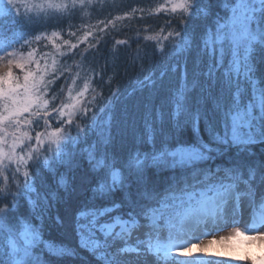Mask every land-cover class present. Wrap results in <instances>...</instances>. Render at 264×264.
<instances>
[{
    "label": "snow or ice",
    "instance_id": "obj_1",
    "mask_svg": "<svg viewBox=\"0 0 264 264\" xmlns=\"http://www.w3.org/2000/svg\"><path fill=\"white\" fill-rule=\"evenodd\" d=\"M23 3L0 0V264H44L45 254L77 257L76 248L45 239L36 223L54 196L42 177L60 175L59 184L66 185L61 167L76 162L74 149L81 137L104 120L120 97L116 88L103 102L87 73L79 87L80 72L73 74L67 59L77 55L80 44L88 46L79 53L82 60L88 50H98L105 30L123 17L100 21L103 27L95 33L85 31L77 43L65 39L61 45L53 39L58 37L55 31L51 37L40 33L24 38ZM77 3L83 8L86 0H71V9L68 0H40L26 12L54 17L74 11ZM155 13L178 18L182 26L176 30L169 21L166 33L146 37L156 41L161 82L169 71L176 78L161 104L146 106L142 115L140 142L150 145V151L82 150L91 167L92 198L73 220L77 246L95 264H151L150 257L154 264H264V256L226 254L206 260L188 247L198 233L210 234L209 224L212 229L239 224L236 217L244 207L251 222L234 228V235L264 242V160L256 162L250 151L251 145L264 144V71H257L255 59L258 51L264 52V0H164ZM193 18L211 23L193 33L188 26ZM25 20L30 22L32 16ZM42 39H49L55 49L50 65L49 53L42 54L41 64L31 47ZM185 57L192 63L191 73L187 63L180 65ZM92 73L99 75L95 69ZM152 76L141 84L155 87ZM60 80L64 83L57 89ZM201 121L208 140L185 138L188 127L199 132ZM149 168H163L171 175L158 185L149 180ZM22 198L30 212H20ZM184 255L192 258L179 259Z\"/></svg>",
    "mask_w": 264,
    "mask_h": 264
},
{
    "label": "trees",
    "instance_id": "obj_2",
    "mask_svg": "<svg viewBox=\"0 0 264 264\" xmlns=\"http://www.w3.org/2000/svg\"><path fill=\"white\" fill-rule=\"evenodd\" d=\"M205 2L214 3V0H205ZM161 3H164V0H92L91 4L86 0L83 8H80L77 3L74 11L70 10L69 13L63 15L56 14L54 17H45L43 14L37 17L34 11L32 13L24 10L20 12V20L25 24L28 33L25 35V39L34 38L40 33L51 37L52 32L55 31L58 33V37L53 39L61 45L65 39L70 40L71 43H77L78 37L82 38L85 31L90 30L95 33L98 28L103 27V24L99 23L100 21L106 22L117 16L123 17L116 21L115 27L109 25L103 33V40L99 44L98 50H88L86 59L82 60L79 55L88 47L86 44H80L79 49L76 50L77 55L67 59V64L71 66L73 74L79 71L82 80L87 78L85 73L94 79L95 83L92 87L96 88V93L103 96V102H107L112 90L116 88L119 89L120 97L113 104L112 111L105 116L104 120L95 129L89 131L86 138L81 137L79 146L74 149L76 162L70 168L68 166L61 167L60 173L65 177L66 185L59 184L60 175L42 177L45 188L50 186L54 196L46 203L43 214L36 219V223L43 229L45 239L76 248L78 253L75 259L49 257L45 254L44 264H95L94 258L87 251L78 248L73 230L76 211L85 203L90 202L92 198L91 167L88 164L87 154L82 150L89 147L95 148L97 152H103L106 147L109 152H127L137 148L142 152L151 150L150 145H142L140 142L143 130L142 115L146 106L152 103H155L156 106L161 104L167 87L176 78V73L169 71L161 82L156 41L146 39V37L156 36L162 31L166 33L169 29L165 26L169 21H171L172 28L176 30H180L182 27L178 18L164 13H155V8ZM69 7L71 9V0ZM212 10L214 12L215 8ZM28 15L32 16L30 22L25 20ZM205 23H211V20L206 22L203 19L193 18L188 21V26L193 33H200ZM70 24L71 28H69ZM69 31L76 32L77 36L70 37ZM0 35H2V29H0ZM16 35H19V31ZM89 40H92V37H89ZM117 41H125V43L117 44ZM31 47L37 49L36 59L40 60L41 64L44 63L42 54L49 53L47 61L49 65L51 64V54L55 52V49L49 39H42L38 44L34 42ZM29 50L28 47L23 49L25 53ZM62 50L67 51L66 48ZM255 59L257 71H264V52L258 51L255 54ZM185 63L191 73L192 63L186 57L180 58V65L183 66ZM171 64L172 67L176 66L175 59L171 61ZM77 65L80 67L77 68ZM141 67L144 69L143 73ZM92 69H95L99 75L93 76ZM149 69L152 71L150 72ZM14 72L19 74L18 69H14ZM152 72H155L154 76H152ZM145 76H152L156 82L155 87L151 83L141 84V81L145 80ZM62 83H64L63 80L58 81L56 88L59 89ZM91 95L92 93H89V98ZM88 122L84 121L83 123L87 124ZM51 123L55 125L54 120ZM73 135H75L74 129ZM197 136L202 137L205 141L209 138L203 121H201L198 133L191 127L185 130V138L195 139ZM250 151L256 162L264 160V144L251 145ZM147 175L150 181L162 185L171 172L163 168H149ZM2 182L3 178L0 177V183ZM25 200L26 198L21 199L19 210L27 213L31 209ZM164 234L166 235V233ZM243 255L259 258L264 256V250L257 251L246 247L242 250ZM149 259L151 264H154V258L150 257ZM228 264H251V260L228 261Z\"/></svg>",
    "mask_w": 264,
    "mask_h": 264
},
{
    "label": "rangeland",
    "instance_id": "obj_3",
    "mask_svg": "<svg viewBox=\"0 0 264 264\" xmlns=\"http://www.w3.org/2000/svg\"><path fill=\"white\" fill-rule=\"evenodd\" d=\"M70 0H68L69 2ZM40 0H24V3L20 7V12L22 10L26 11V7L30 6L32 3H39ZM84 80L82 78L79 81V87H83ZM240 223L233 225L228 223L227 226H223L219 229H212L211 224H209L208 228L210 230V234L208 235H199L198 239H193L188 247L191 249V253L193 255L203 256L204 259L210 260L212 258H216L217 260L228 255H240L242 256V250L244 248H252L257 251L264 250V242L262 241H247L244 237H237L234 235V228L243 229L245 223H250V215L247 207H244L236 217ZM231 219V213L229 210V220ZM264 231V229H261ZM165 235V234H164ZM225 238V239H222ZM230 237V238H229ZM208 253H219V257L215 255H207ZM191 255L179 256V259H191ZM230 262H235L230 261Z\"/></svg>",
    "mask_w": 264,
    "mask_h": 264
}]
</instances>
